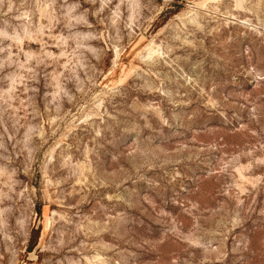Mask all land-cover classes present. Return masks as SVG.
<instances>
[{
	"label": "rangeland",
	"instance_id": "374dc122",
	"mask_svg": "<svg viewBox=\"0 0 264 264\" xmlns=\"http://www.w3.org/2000/svg\"><path fill=\"white\" fill-rule=\"evenodd\" d=\"M0 264H264V0H0Z\"/></svg>",
	"mask_w": 264,
	"mask_h": 264
}]
</instances>
